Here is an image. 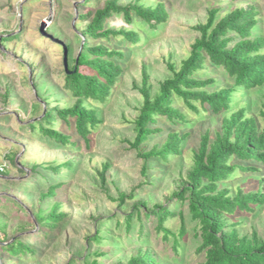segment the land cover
<instances>
[{
	"label": "rangeland",
	"instance_id": "374dc122",
	"mask_svg": "<svg viewBox=\"0 0 264 264\" xmlns=\"http://www.w3.org/2000/svg\"><path fill=\"white\" fill-rule=\"evenodd\" d=\"M84 1L0 0V166L6 165L5 171L0 173L1 264H87L86 256L89 263L95 260L100 264H120L126 263L138 249L149 250L162 264H199L204 257L203 253L197 252L200 237L196 235V222L191 219L188 201L178 200L174 192L188 182L194 154L203 135L209 131L214 138L216 131L220 130L222 118L213 113L198 115L189 110L182 99L174 96L172 106L186 114L191 124H174L159 117V123L154 127L161 130L149 138L146 150L155 145L160 147L171 130L186 129L189 136L180 155L172 156L167 164L154 162L155 167L149 176H142L144 160L126 142L136 137L135 120L142 105L138 91L141 68L144 63L149 66L152 94L155 95L159 84L172 75L167 65L174 62L179 66L180 61L189 55L192 43L200 36L195 27L206 22L212 7L249 9L250 5L256 6L260 11L258 33L264 36V0H162L169 16L156 28L140 23L138 17L134 23L128 24L121 15H113L108 20L109 27H135L144 35V40L136 46L129 42H113L116 47L127 50L128 58L119 61L123 73L107 101L87 99L97 109L101 123L91 128L89 145L79 139L76 146L61 148L51 140L36 138L35 133L26 132L24 128L51 108H55V117L58 118L59 109L76 100L65 89L63 48L43 36L40 28L45 22L48 34L71 46V65V60L87 39L80 31L85 29L89 20H77L76 13L78 3ZM104 1L93 0L92 7L103 6ZM133 1L119 0V3L126 5ZM151 3L152 0L148 2ZM232 35L236 38L230 46L238 40L235 33ZM6 38L9 41H3ZM89 41L98 42L92 38ZM196 76L216 80L207 88L209 91L231 83L227 73L210 62ZM262 100V92L257 88L245 91L237 94L232 109L236 111L247 106L249 112L256 115ZM55 128L66 130L60 118ZM67 160L74 161L73 168H64L54 174L51 167ZM105 163L110 164L106 172V190L101 188L99 179V171ZM51 184L60 185L56 189L57 195L42 196ZM228 184L233 191L237 185H242L246 191H255L264 187V169L254 173L238 172L221 187ZM121 193L134 194V198L121 202ZM15 198L24 204L25 209ZM144 201L150 209L155 204H162L174 213L164 225L175 234L181 228V216L185 220L186 234L179 238L178 252L173 250V236L165 239L163 232L155 231L156 223L140 206ZM54 206H58L59 213H66L61 224L51 230L46 227L37 234L40 225L30 218L29 211L36 215L43 209L48 213ZM130 212H134V217L133 226L128 231L125 221ZM228 221L241 235H250L255 230L264 237V204L256 206L253 212L238 213ZM21 226L24 228L22 233L18 228ZM98 229L103 238L100 244L92 240ZM17 236L33 244L36 255L21 253L15 256L13 245L1 247L3 241L9 243ZM116 238L120 239L117 245L114 244ZM100 252L105 254L98 255Z\"/></svg>",
	"mask_w": 264,
	"mask_h": 264
},
{
	"label": "trees",
	"instance_id": "16d2710c",
	"mask_svg": "<svg viewBox=\"0 0 264 264\" xmlns=\"http://www.w3.org/2000/svg\"><path fill=\"white\" fill-rule=\"evenodd\" d=\"M92 1L78 3L77 20L89 22L85 29L80 31L87 39L75 59L71 60V65V46L68 44L69 69L75 71L71 74L65 71V89L71 97L76 98L75 102L59 109L58 118L55 117V108H51L44 111L40 119H35L24 128L26 132L35 133L36 138L51 140L61 148L74 147L79 139L89 145L91 128L94 129L101 123L97 109L92 107L87 99L93 102L107 101L123 73L122 63L119 61L128 58L127 50L116 47L113 42H129L136 46L144 40V35L137 28H111L108 26V20L113 15H121L125 22L130 24L138 17L141 19L140 23H147L151 28H156L166 22L169 16L162 0H152L151 4H148L150 0H134L126 5L120 4L119 0H105L103 6L97 9L92 7ZM259 15L260 11L254 5H250L249 9H228L219 6L210 8L206 22L195 27L200 36L192 43L189 55L180 61L179 66L174 62L167 65L172 75L159 84L155 95L152 94L149 66L144 63L141 68V86L138 91L142 97V105L135 120L136 137L133 141L126 142L136 149L138 156L144 160L142 176H149L150 170L155 167L154 162L167 164L172 156L180 155L189 136L186 129L171 130L160 147L155 145L146 150L149 138L161 130L154 127L159 123V117L167 118L174 124H191L192 121L186 114L172 106L174 96L182 99L186 107L198 115L205 112L220 115L222 118L220 130L216 131L214 138L209 131L203 135L200 147L194 154V164L189 171L188 182L174 192L178 200L188 201L191 219L196 222V235L200 237L197 252L203 253L204 257L199 264H264V237L255 230L250 235H241L228 221L238 213L253 212L256 206L263 205L264 187L246 191L242 186L244 182L237 185L234 191L229 184L221 187L238 172L254 173L264 169V36L258 33ZM232 33L237 35L238 40L230 46L236 38ZM81 34L77 35L80 40ZM89 38L98 42L90 43ZM7 40L9 41L7 38L3 39ZM207 62L226 72L231 83L209 91L207 88L216 80L196 76L206 68ZM255 88L262 92L263 99L258 113H250L247 106L234 111L232 107L237 94ZM59 118L66 130L55 128ZM30 124L34 125L29 128ZM73 166L74 161L67 160L51 168L54 174H58L60 170L72 169ZM109 167L110 164L105 163L99 171L101 188L104 190ZM58 186L60 185L51 184L47 193L42 196L55 197ZM133 198L134 194L121 193L119 199L124 202L125 199ZM15 199L22 204L18 198ZM137 206L136 209H139ZM140 206L144 208L145 215L156 223L157 233L163 232L165 239L174 237L173 250L178 252L179 238L186 234V224L182 216L181 228L179 233L175 234L164 225L170 216H174L166 205L155 204L154 208L150 209L144 201ZM22 208L25 209L24 204ZM29 213L30 218L37 220L40 225L37 234L46 227L51 230L59 226L66 214L59 213L58 206H54L48 213L43 209L36 215L30 211ZM133 213L126 215L125 225L128 231L133 226ZM178 214L181 215L180 212ZM18 228L20 233L24 232L22 226ZM92 240L102 243L99 229ZM119 240L114 239V244H119ZM3 242L7 244L1 247L10 244L14 246L15 256L21 253L27 256L36 255L33 244L24 241L22 236L13 238L9 243ZM104 254L105 252L98 253L101 256ZM84 260L87 264H100L95 260L89 263L87 256ZM120 264L162 263L157 261L149 250L138 249L126 263Z\"/></svg>",
	"mask_w": 264,
	"mask_h": 264
},
{
	"label": "water",
	"instance_id": "95a60500",
	"mask_svg": "<svg viewBox=\"0 0 264 264\" xmlns=\"http://www.w3.org/2000/svg\"><path fill=\"white\" fill-rule=\"evenodd\" d=\"M76 13H77V10H76ZM45 28H46V23L43 22L42 25H41V28H40V31L42 33L43 36L45 37H48L50 38L51 40L55 41L56 43H59L62 48H63V65H64V69L66 71L67 74H71L72 72H74L75 70L73 71H70L69 69V62H68V45L66 43H64L62 40L60 39H57V38H54L51 34H48L46 31H45ZM84 44V43H83ZM82 44V46H83ZM81 46V47H82ZM13 240V239H12ZM1 244H7V243H1Z\"/></svg>",
	"mask_w": 264,
	"mask_h": 264
},
{
	"label": "built area",
	"instance_id": "2783aa9c",
	"mask_svg": "<svg viewBox=\"0 0 264 264\" xmlns=\"http://www.w3.org/2000/svg\"><path fill=\"white\" fill-rule=\"evenodd\" d=\"M5 169H6V165H5V164L2 165V166H0V173L4 172ZM1 263H2V261H1V259H0V264H1Z\"/></svg>",
	"mask_w": 264,
	"mask_h": 264
},
{
	"label": "crops",
	"instance_id": "0c3cea01",
	"mask_svg": "<svg viewBox=\"0 0 264 264\" xmlns=\"http://www.w3.org/2000/svg\"><path fill=\"white\" fill-rule=\"evenodd\" d=\"M4 243V242H3ZM1 245H4V244H1Z\"/></svg>",
	"mask_w": 264,
	"mask_h": 264
}]
</instances>
